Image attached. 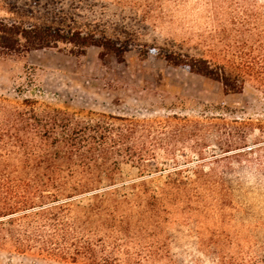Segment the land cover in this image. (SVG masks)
I'll use <instances>...</instances> for the list:
<instances>
[{
  "label": "rangeland",
  "instance_id": "obj_1",
  "mask_svg": "<svg viewBox=\"0 0 264 264\" xmlns=\"http://www.w3.org/2000/svg\"><path fill=\"white\" fill-rule=\"evenodd\" d=\"M0 19L97 30L128 47L123 60L101 58L98 47L74 55L65 45L1 57L0 97L34 90L39 100L73 112L253 122L245 135H235L230 156L246 154L240 164L231 160V172L214 162L225 154L214 133L201 141L202 157L190 149L194 142L173 156L157 150L156 163L144 171L121 164L115 184L120 195L132 196L142 185L160 190L176 170L190 179L200 164L213 168L200 197L165 199L159 227L143 234L155 255L143 264H264V84L249 79L243 91L226 93L219 82L162 57L264 56V0H0ZM0 264L71 263L0 250Z\"/></svg>",
  "mask_w": 264,
  "mask_h": 264
},
{
  "label": "trees",
  "instance_id": "obj_2",
  "mask_svg": "<svg viewBox=\"0 0 264 264\" xmlns=\"http://www.w3.org/2000/svg\"><path fill=\"white\" fill-rule=\"evenodd\" d=\"M60 45L74 55L98 47L101 58L119 60L128 49L97 30L0 19V58ZM162 57L173 67L219 82L226 93L243 91L249 79L264 84L263 55L233 54L223 62L176 52ZM253 125L237 118L202 121L174 115L146 121L73 112L39 100L34 90L25 97L20 91L12 99L0 97V250L71 264H143L155 257L143 234L159 227L165 199L200 197L211 186L214 169L200 164L190 179L176 170L160 190L142 185L128 196L116 189L120 165L144 171L156 163L157 150L173 156L190 142L196 157H202L201 141L217 133L225 154L214 162L231 172V160L240 164L246 154L230 156L235 135H245Z\"/></svg>",
  "mask_w": 264,
  "mask_h": 264
}]
</instances>
